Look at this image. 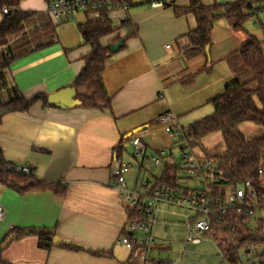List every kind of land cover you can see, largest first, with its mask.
<instances>
[{
    "label": "crops",
    "instance_id": "1",
    "mask_svg": "<svg viewBox=\"0 0 264 264\" xmlns=\"http://www.w3.org/2000/svg\"><path fill=\"white\" fill-rule=\"evenodd\" d=\"M51 1L21 0L19 3V9L47 14L57 24L56 42L9 66L10 81L27 99L72 87L92 52V46L84 42L79 29V24L93 19L92 16L80 12L73 20L58 22L48 11ZM157 1L129 0L131 27L121 23V12L116 13L111 21L115 31L101 38L103 46L123 41L117 52L110 50L102 74L110 109L87 107L69 91L70 106L49 102L45 105L38 101L27 111H11L0 118V149L5 159L11 165L30 166L32 177L64 189L63 194L52 189L20 192L0 178V205L4 210L0 243L13 232L25 231L1 251L4 261L10 264H182L186 261L188 246L195 248L204 243L215 244L219 253L220 247L214 238L200 244H184L185 216L189 210L169 202L159 203L160 221L155 227V242L149 257L139 247L143 233L132 236V248L119 243L132 208L112 185L115 151L124 146L122 156L133 162L128 184L137 185L141 191H144V181L154 184L160 175L155 177L152 173L151 166L156 164L141 167L135 161L131 145L134 135L144 139L149 154L163 152L165 159L173 156V161L180 163V154L175 155L178 150L175 139L158 123V116L172 111L178 122L189 128L211 114L214 108L209 100L222 94L232 81L247 77L245 70L240 73L242 68L234 56L247 41V35L261 41L264 49V25L256 21L261 24L260 35L258 30L247 29V20L244 31L237 32L231 21L222 16L211 32L209 56L206 52L187 56L186 34L196 27V17L193 14L177 16L172 6H154ZM201 1L213 5L234 0ZM175 3L186 6L188 0ZM4 16L0 2V22ZM137 129L141 130L129 136ZM197 151L204 154L199 146ZM181 185L193 187L195 183L188 185L181 181ZM33 229L53 231L69 244L40 248L37 235L29 233ZM174 246H183L182 260H163L167 253L174 252ZM199 251L201 255H208L205 249Z\"/></svg>",
    "mask_w": 264,
    "mask_h": 264
},
{
    "label": "trees",
    "instance_id": "2",
    "mask_svg": "<svg viewBox=\"0 0 264 264\" xmlns=\"http://www.w3.org/2000/svg\"><path fill=\"white\" fill-rule=\"evenodd\" d=\"M0 2L2 12L4 8L9 9L0 22V109L7 110L5 113L27 111L38 101L48 105V96L44 93L36 94L29 99L25 98L17 86L10 81L8 69L13 61L56 42L57 24L47 14L19 9L21 0H0ZM175 2L167 5L173 7L177 16L193 14L197 20L196 27L186 34L187 44L184 46V52L187 56L205 52L206 46L211 42V32L220 17H227L235 31L243 32L245 22L256 13L255 9L264 10V0H234L213 5H206L201 0H188L186 6L177 5ZM258 3L261 5L255 7ZM220 9H225L226 13L214 16L213 12ZM79 29L84 42L92 46V52L86 57L83 69L73 82L75 95L87 107L110 109V97L102 81L110 48L101 44V38L114 32L115 28L110 21L93 18L79 24ZM234 56L235 60L243 65L247 73L245 78L249 76L250 78L245 81L237 79L229 83L222 94L209 100L214 108L213 112L197 120L190 127L194 144L201 148L205 157L214 161L217 174L221 175L218 182L221 190L229 185H238L248 177L256 179L264 165V134L247 139L240 127L245 122H251L264 128V49L256 37L247 35V41L234 53ZM216 133L221 135L224 148L208 150L203 140ZM126 140L129 141V138L127 137ZM124 149L123 145L117 147L116 155H122ZM157 155L165 161L151 191L156 187L171 191L180 189L187 191V187L181 185V174L184 172L181 163L174 162L173 156L169 160L165 159L162 152H158ZM10 165L0 149V178L6 185L20 192L52 189L58 194L64 193V189H58L57 184L45 183L32 177L31 174L16 172L9 168ZM135 214L136 209L132 208L129 218H134ZM228 219V226L216 227L214 240L230 264H240L238 262L240 249L251 246L264 247V223L252 227L250 218L234 212H230ZM231 226H235L236 246L231 245L228 236V229ZM29 233L37 235L40 248L49 249L54 244L56 234L53 231L33 229ZM70 245L78 248L73 244ZM0 264L10 263L0 257ZM248 264H264V251L257 253Z\"/></svg>",
    "mask_w": 264,
    "mask_h": 264
},
{
    "label": "built area",
    "instance_id": "3",
    "mask_svg": "<svg viewBox=\"0 0 264 264\" xmlns=\"http://www.w3.org/2000/svg\"><path fill=\"white\" fill-rule=\"evenodd\" d=\"M175 1L177 0H159L153 5L163 6ZM128 10L127 0H52L48 5L50 15L58 22L73 20L80 12L90 14L94 19L111 22L114 15L121 12L119 16L121 23L125 27H131ZM8 12V8L3 9V13ZM157 120L163 125L165 132L175 139L180 163L195 186L187 187V191L185 189L171 191L163 187H156L151 191L154 184L144 181V191H141L137 185L128 184L127 176L133 167V162L115 154L112 185L119 191L127 206L136 209L135 217L129 218L119 243L132 248V236L143 233L139 247L144 251L146 258L149 257L155 242V227L160 221V202L178 204L189 210L185 216L187 231L184 244H200L207 238H214L217 226H228L230 212L250 218L252 227L264 223V165L256 179L248 177L238 185H229L221 190L218 183L221 175L217 174L214 161L197 151L190 127L184 128L172 111L160 114ZM131 145L133 157L141 167L150 163L163 164V159L157 154L148 153L147 143L140 135L136 134L132 137ZM9 168L24 174L32 173L28 165H10ZM3 215L4 210L0 205V220ZM234 231L235 226H231L228 229V236L231 245L236 246ZM257 247L240 249L238 262L248 264L249 260L257 255ZM219 254L222 264H230L221 249ZM172 264H181V262Z\"/></svg>",
    "mask_w": 264,
    "mask_h": 264
},
{
    "label": "rangeland",
    "instance_id": "4",
    "mask_svg": "<svg viewBox=\"0 0 264 264\" xmlns=\"http://www.w3.org/2000/svg\"><path fill=\"white\" fill-rule=\"evenodd\" d=\"M260 5L261 4H255V7H259ZM257 20H260L261 23L264 25V10H259L257 13L252 14L251 17L246 22V27L250 32H251V29L255 31L258 30L259 34L261 35L262 33L261 24L259 23L257 24L256 23ZM239 64H240V68H242V69H239L241 73L243 72L244 67L240 62ZM249 78L250 76L248 78L241 77L239 79L242 81H245ZM240 127L242 131L244 132L247 139H253L255 137H258L264 134V128L262 126L256 125L251 122H245L241 124ZM203 143L208 150H219V149L224 148V141L219 133L211 134L210 136H208L207 138L203 140ZM178 154H179V151L175 150V155H178ZM150 164L152 165V163ZM151 167H152V173L155 175V177L159 176L161 173L162 167L160 165H155ZM181 176H182L181 181L183 184L194 185V182L190 181V179L188 180L187 174L185 172H183ZM150 178L152 181L154 180L153 177H150ZM200 249H205V252L207 251L208 255L207 256L201 255L199 253ZM173 250L174 252L167 253L166 254L167 256L163 260L167 262L182 260L183 252H184L183 246H174ZM262 251H264L263 246H258L256 248L257 253H260ZM185 259L186 261L182 262V264H222V259L220 257V254L218 253L217 247L215 246V244L213 245L211 243H204L201 246H197L195 248L192 246H188Z\"/></svg>",
    "mask_w": 264,
    "mask_h": 264
},
{
    "label": "water",
    "instance_id": "5",
    "mask_svg": "<svg viewBox=\"0 0 264 264\" xmlns=\"http://www.w3.org/2000/svg\"><path fill=\"white\" fill-rule=\"evenodd\" d=\"M226 13V10L225 9H220V10H216L213 12V15L214 16H217V15H223ZM123 41L122 40H119L118 42L116 43H111L109 45V48L112 52H117L119 47L122 45ZM205 52L206 54L209 56V52H210V45H207L206 48H205ZM72 92V95H75V89L74 87H70V88H66V89H61L55 93H52L48 96V102L50 104H60V105H72V101L70 100V96L68 94V92ZM79 102V100H78ZM7 112V110H1L0 109V118L3 116V114ZM141 129H137L135 130L134 132H131L129 134V136H131L133 133H136V132H139ZM22 233H25V231L23 232H14L12 234H10L4 242H2L0 244V253L1 251L7 247L16 237H18L19 235H21ZM55 245L57 244H69V242L65 241V240H61L58 236H56L54 238V242H53Z\"/></svg>",
    "mask_w": 264,
    "mask_h": 264
}]
</instances>
